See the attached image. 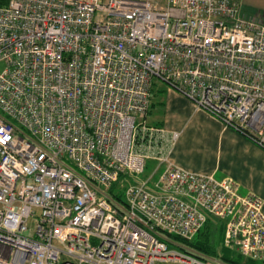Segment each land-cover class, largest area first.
<instances>
[{"label": "built area", "instance_id": "obj_1", "mask_svg": "<svg viewBox=\"0 0 264 264\" xmlns=\"http://www.w3.org/2000/svg\"><path fill=\"white\" fill-rule=\"evenodd\" d=\"M156 80L264 148V17L236 0L0 8V264H225L165 240L210 219L264 259V200L170 163L179 135L148 122ZM151 158L167 164L155 191L121 194Z\"/></svg>", "mask_w": 264, "mask_h": 264}, {"label": "crops", "instance_id": "obj_2", "mask_svg": "<svg viewBox=\"0 0 264 264\" xmlns=\"http://www.w3.org/2000/svg\"><path fill=\"white\" fill-rule=\"evenodd\" d=\"M154 93L153 90L149 124L179 135L169 153L170 163L218 180L232 178L239 184L241 194L252 193L264 200L263 147L248 135L224 127L218 119L197 109L164 84ZM149 160L160 163L162 174L167 164L155 158ZM258 262L264 264V259Z\"/></svg>", "mask_w": 264, "mask_h": 264}, {"label": "trees", "instance_id": "obj_3", "mask_svg": "<svg viewBox=\"0 0 264 264\" xmlns=\"http://www.w3.org/2000/svg\"><path fill=\"white\" fill-rule=\"evenodd\" d=\"M8 4L9 0H0V8L7 7ZM216 230L219 231V235H217V241L214 242L213 235L217 232ZM165 240L170 244L172 241L181 242L188 249V253L220 259L225 264H261L255 260L245 259L241 255L225 248L223 245V227L214 219H210L200 233L191 241L174 235H166Z\"/></svg>", "mask_w": 264, "mask_h": 264}, {"label": "rangeland", "instance_id": "obj_4", "mask_svg": "<svg viewBox=\"0 0 264 264\" xmlns=\"http://www.w3.org/2000/svg\"><path fill=\"white\" fill-rule=\"evenodd\" d=\"M242 9L243 14H245V16L248 17H256V16H263L264 17V0H236ZM161 86V82L159 81H155V87H154V92L156 93V90L158 87ZM154 93V94H155ZM158 94V93H157ZM152 120V119H151ZM147 169L145 171V173L141 176L138 177H134V176H129L127 178H125L122 182V184H120L118 186V190L121 194H125V189L127 187L130 186H136V185H142L146 180L150 179V183L148 184L147 188L155 191V183L157 181V179L159 178L160 174H161V166L160 163L158 161H154V160H148L147 161ZM117 187V185H115V188ZM36 224L37 221L36 219H30L28 222V226H29V233L28 236H33V232L36 228ZM217 231V230H216ZM217 235H219V231L215 232L213 237V241L216 242L217 241ZM221 235V234H220ZM179 244V248L175 247L177 249L178 252L180 253H187L188 249H186L184 247V245H182L181 242L178 241H172L171 245L174 246V244ZM168 264H180L177 262H173V263H168Z\"/></svg>", "mask_w": 264, "mask_h": 264}]
</instances>
